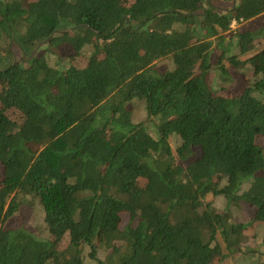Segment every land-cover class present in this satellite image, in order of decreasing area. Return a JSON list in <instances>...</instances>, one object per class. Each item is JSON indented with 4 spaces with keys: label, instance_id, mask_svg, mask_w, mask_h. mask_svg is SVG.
<instances>
[{
    "label": "trees",
    "instance_id": "obj_1",
    "mask_svg": "<svg viewBox=\"0 0 264 264\" xmlns=\"http://www.w3.org/2000/svg\"><path fill=\"white\" fill-rule=\"evenodd\" d=\"M227 258L264 264V0H0V264Z\"/></svg>",
    "mask_w": 264,
    "mask_h": 264
},
{
    "label": "rangeland",
    "instance_id": "obj_2",
    "mask_svg": "<svg viewBox=\"0 0 264 264\" xmlns=\"http://www.w3.org/2000/svg\"><path fill=\"white\" fill-rule=\"evenodd\" d=\"M208 198H209V197H208ZM62 221H64V219H63ZM225 264H234V263H233V261H232L230 258H227V259L225 260Z\"/></svg>",
    "mask_w": 264,
    "mask_h": 264
},
{
    "label": "water",
    "instance_id": "obj_3",
    "mask_svg": "<svg viewBox=\"0 0 264 264\" xmlns=\"http://www.w3.org/2000/svg\"><path fill=\"white\" fill-rule=\"evenodd\" d=\"M22 3L27 6V0H22Z\"/></svg>",
    "mask_w": 264,
    "mask_h": 264
}]
</instances>
